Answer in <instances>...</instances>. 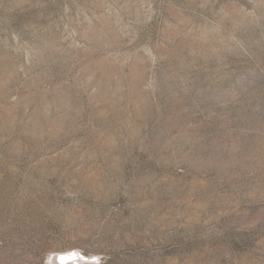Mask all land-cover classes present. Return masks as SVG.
Segmentation results:
<instances>
[{"label":"rangeland","instance_id":"obj_1","mask_svg":"<svg viewBox=\"0 0 264 264\" xmlns=\"http://www.w3.org/2000/svg\"><path fill=\"white\" fill-rule=\"evenodd\" d=\"M0 264H264V0H0Z\"/></svg>","mask_w":264,"mask_h":264}]
</instances>
